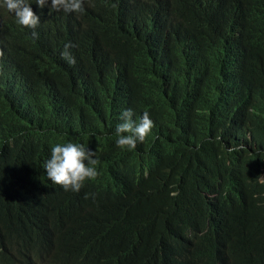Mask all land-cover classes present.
Instances as JSON below:
<instances>
[{
    "label": "trees",
    "instance_id": "obj_1",
    "mask_svg": "<svg viewBox=\"0 0 264 264\" xmlns=\"http://www.w3.org/2000/svg\"><path fill=\"white\" fill-rule=\"evenodd\" d=\"M83 3H32L35 38L0 8V264H264V0ZM152 3L150 49L125 26ZM128 107L153 121L132 150ZM69 140L97 157L77 192L43 167Z\"/></svg>",
    "mask_w": 264,
    "mask_h": 264
},
{
    "label": "clouds",
    "instance_id": "obj_2",
    "mask_svg": "<svg viewBox=\"0 0 264 264\" xmlns=\"http://www.w3.org/2000/svg\"><path fill=\"white\" fill-rule=\"evenodd\" d=\"M117 2L125 8L131 0H117ZM32 3L37 7H44L47 4L50 9L63 10L65 13H82L88 2L84 5L83 0H0V8L11 13L17 24L32 29L30 35L35 38L38 33L34 29L40 20L30 7ZM69 47L70 43L64 45L61 56L66 57L69 63H74V58L67 51ZM152 126L153 121L148 112L141 113L137 121L133 119V109L125 108L120 113V122L115 125L114 142L119 147L132 150L138 142L145 139ZM96 164L95 151L87 148L84 143L69 140L51 146L43 167L47 178L53 184L60 185L64 190L77 192L86 180H93L98 175Z\"/></svg>",
    "mask_w": 264,
    "mask_h": 264
},
{
    "label": "bare ground",
    "instance_id": "obj_3",
    "mask_svg": "<svg viewBox=\"0 0 264 264\" xmlns=\"http://www.w3.org/2000/svg\"><path fill=\"white\" fill-rule=\"evenodd\" d=\"M165 21L166 19L163 13L158 10V7H156L154 3H152L146 11L142 10L139 16H137L132 22L128 23L125 26V30L131 32L133 42L137 43L140 41L145 48L151 49L153 46L161 43L166 36L167 28ZM122 22L123 19L117 20L111 26L118 25ZM63 33L76 35L78 38L82 36L77 29H73L72 31L65 30Z\"/></svg>",
    "mask_w": 264,
    "mask_h": 264
}]
</instances>
